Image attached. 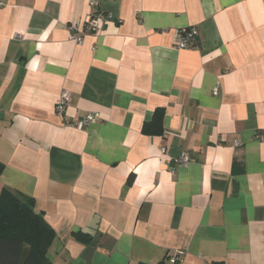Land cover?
Wrapping results in <instances>:
<instances>
[{
    "label": "crops",
    "instance_id": "1",
    "mask_svg": "<svg viewBox=\"0 0 264 264\" xmlns=\"http://www.w3.org/2000/svg\"><path fill=\"white\" fill-rule=\"evenodd\" d=\"M2 1L0 195L35 200L53 264H264V0ZM91 1L112 19L79 46Z\"/></svg>",
    "mask_w": 264,
    "mask_h": 264
},
{
    "label": "trees",
    "instance_id": "2",
    "mask_svg": "<svg viewBox=\"0 0 264 264\" xmlns=\"http://www.w3.org/2000/svg\"><path fill=\"white\" fill-rule=\"evenodd\" d=\"M153 115V120L143 127V133L161 136L164 134L165 111L158 109ZM3 170L4 165L0 163V176ZM35 210L33 198L12 189H3L0 195V264H53L49 249L57 237L56 232ZM74 235L80 243H91V236L87 233Z\"/></svg>",
    "mask_w": 264,
    "mask_h": 264
},
{
    "label": "built area",
    "instance_id": "3",
    "mask_svg": "<svg viewBox=\"0 0 264 264\" xmlns=\"http://www.w3.org/2000/svg\"><path fill=\"white\" fill-rule=\"evenodd\" d=\"M92 6L94 7L93 14L89 17V19L85 22L84 26L81 25H73L69 27L70 40L75 42L77 45L81 46L84 43V38L90 34H96L101 30V24L112 19L111 15L104 14L102 12H98L97 2L91 1ZM5 6V3L0 0V9ZM199 31L195 27L183 28L178 31L177 39H176V48L179 50L189 49L197 44V38ZM215 94L217 95V88L215 89ZM71 93L68 90H62L59 96V99L56 104V113L59 117H65L67 109L69 107L71 101ZM98 114H89L84 115L83 117H79L78 119L69 122L68 125L78 129L88 128L91 124L97 122ZM258 138H261L257 136ZM176 163L179 165H186L189 163V159L187 156L182 155L180 158L176 159ZM181 256H184L183 251L179 252L177 256L171 257L170 262L176 264L180 261Z\"/></svg>",
    "mask_w": 264,
    "mask_h": 264
}]
</instances>
